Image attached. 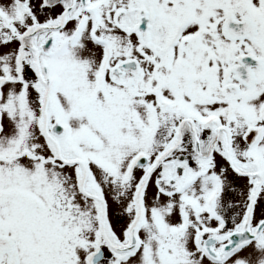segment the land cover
Masks as SVG:
<instances>
[{"label": "snow or ice", "instance_id": "6c2138e0", "mask_svg": "<svg viewBox=\"0 0 264 264\" xmlns=\"http://www.w3.org/2000/svg\"><path fill=\"white\" fill-rule=\"evenodd\" d=\"M0 264H264V0H0Z\"/></svg>", "mask_w": 264, "mask_h": 264}]
</instances>
